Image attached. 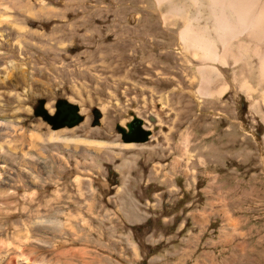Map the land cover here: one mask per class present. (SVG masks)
Segmentation results:
<instances>
[{
  "label": "rangeland",
  "instance_id": "rangeland-1",
  "mask_svg": "<svg viewBox=\"0 0 264 264\" xmlns=\"http://www.w3.org/2000/svg\"><path fill=\"white\" fill-rule=\"evenodd\" d=\"M162 4L0 0V186L20 215L0 243L28 234L35 264H264L257 63L211 75L234 94L208 104L211 119L184 116L174 74L137 68L129 44L177 43L181 17L199 13L189 0ZM197 90L189 101L208 99ZM64 101L81 120L51 125L40 110L54 116Z\"/></svg>",
  "mask_w": 264,
  "mask_h": 264
},
{
  "label": "bare ground",
  "instance_id": "bare-ground-1",
  "mask_svg": "<svg viewBox=\"0 0 264 264\" xmlns=\"http://www.w3.org/2000/svg\"><path fill=\"white\" fill-rule=\"evenodd\" d=\"M157 1L161 5L170 3L171 0ZM189 2L199 13L196 18L188 17L187 13V16L181 17L183 23L178 33L177 43L171 41L173 38L160 42L159 37L151 35L141 37L138 40L140 44L137 46L134 44L136 39L129 38V44L137 68L142 67L146 72L159 70L166 74H174L175 79L172 85L176 87L173 94L176 107L179 109L177 111H181L184 116L194 122H201L211 119L209 103L214 101L223 109L224 99L229 95L230 99L234 97L233 92L224 84H211L210 77L213 73L217 79H222L223 71H227L230 66H248L254 60L257 63L259 83L264 86V0H189ZM175 46H178L180 52H174L172 55L171 50ZM147 62L149 66H146ZM193 71L198 73L197 81L190 78L189 84H186V74L191 76ZM195 86L200 97L208 98L197 101L201 105L189 101L191 89ZM241 90L250 93L253 88L243 82ZM255 105L264 119V104L257 101ZM210 108L214 107L210 106ZM222 117L219 119L221 122ZM0 187V236H4V230L17 229L15 224L19 221L16 216L20 215L9 213L12 208L8 201L12 197L6 198L7 192L2 185ZM48 188L42 193L47 192ZM60 191L58 189L56 194L58 202L53 203L54 210L57 212L61 210L59 205L63 204ZM45 229L47 228L35 227L34 231L43 232ZM19 234L20 232L17 231L16 235ZM19 237L8 245L0 243V264L36 263V259L26 254L29 246L34 247L35 244L30 242L28 234L25 238ZM37 249L40 255L49 252L41 246ZM2 252L7 253L5 257H2Z\"/></svg>",
  "mask_w": 264,
  "mask_h": 264
},
{
  "label": "water",
  "instance_id": "water-1",
  "mask_svg": "<svg viewBox=\"0 0 264 264\" xmlns=\"http://www.w3.org/2000/svg\"><path fill=\"white\" fill-rule=\"evenodd\" d=\"M65 105L64 106V108L66 107V108H70L71 109V112L73 113V114H75V111L74 110H72V107H69L70 106V104L68 105L67 104V102H59L58 104H56V110L58 109V107H59V105ZM72 106V105H71ZM74 107V106H73ZM66 111H68L67 109H66ZM40 113H42V115H43V117H44V119L46 120V121H48L51 125H55V123L57 122L58 123V121L55 119V117H56V113H55V115L54 116H52V115H48V114H46L42 109L40 110ZM81 120V118H80V116H78V114H75L74 115V117L73 118H70L69 120H62L60 123H61V125H60V127L61 126H65V125H67V126H69V125H73L74 123H76L77 121L79 122Z\"/></svg>",
  "mask_w": 264,
  "mask_h": 264
},
{
  "label": "flooded vegetation",
  "instance_id": "flooded-vegetation-1",
  "mask_svg": "<svg viewBox=\"0 0 264 264\" xmlns=\"http://www.w3.org/2000/svg\"><path fill=\"white\" fill-rule=\"evenodd\" d=\"M73 117H74V114L72 112L67 113L66 108H64V107L62 108V106H59L58 109H57V112H56L55 119L57 121H59V120H69L70 118H73ZM138 133L139 132L137 130L132 131L133 137L137 136Z\"/></svg>",
  "mask_w": 264,
  "mask_h": 264
}]
</instances>
